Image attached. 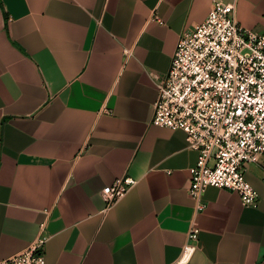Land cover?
Listing matches in <instances>:
<instances>
[{"label":"crops","instance_id":"crops-1","mask_svg":"<svg viewBox=\"0 0 264 264\" xmlns=\"http://www.w3.org/2000/svg\"><path fill=\"white\" fill-rule=\"evenodd\" d=\"M211 1L0 0V258L43 222L44 264H264V157L244 168L256 206L208 185L196 211L197 151L151 122L156 80ZM225 1L264 29V0ZM121 175L135 182L107 206Z\"/></svg>","mask_w":264,"mask_h":264},{"label":"built area","instance_id":"built-area-1","mask_svg":"<svg viewBox=\"0 0 264 264\" xmlns=\"http://www.w3.org/2000/svg\"><path fill=\"white\" fill-rule=\"evenodd\" d=\"M156 85L151 122L182 129L187 145L197 151L188 185L195 210L204 207L201 196L208 185L234 190L243 204L256 206L259 193L244 168L264 157V29L241 25L234 2L212 0L205 18L180 33ZM134 182L118 176L100 195L109 206ZM43 225L0 264H44ZM197 238L198 227L191 223L179 261L190 257Z\"/></svg>","mask_w":264,"mask_h":264}]
</instances>
